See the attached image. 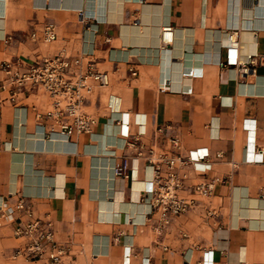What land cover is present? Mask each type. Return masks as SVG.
<instances>
[{
	"label": "crops",
	"instance_id": "1",
	"mask_svg": "<svg viewBox=\"0 0 264 264\" xmlns=\"http://www.w3.org/2000/svg\"><path fill=\"white\" fill-rule=\"evenodd\" d=\"M49 22L54 41L30 37ZM58 52L109 84L79 105L90 133L69 138L44 116L42 88L0 91V204L22 196L71 264H264V0H0V63ZM171 136L182 156L204 157L178 166L194 205L164 225L147 215L146 157ZM118 162L125 176L113 175ZM210 178L209 196L193 191ZM19 217L0 219V264H51L14 256L26 243L13 235Z\"/></svg>",
	"mask_w": 264,
	"mask_h": 264
},
{
	"label": "built area",
	"instance_id": "2",
	"mask_svg": "<svg viewBox=\"0 0 264 264\" xmlns=\"http://www.w3.org/2000/svg\"><path fill=\"white\" fill-rule=\"evenodd\" d=\"M172 36V27L163 26L161 29V40L164 44L167 34ZM31 38H41L49 43L56 39L55 25L51 22L45 24L41 35L34 33ZM249 64L254 60L249 57ZM78 63V59H75ZM72 61L63 52L33 61L22 68L19 60H5L0 63V70L6 75L0 80V91L8 87L11 99L21 92L42 88L52 98L51 107L44 113L47 118H53L59 124L58 133L69 138L72 133H90L93 120L80 112L79 105L84 98L91 93L93 85L106 86L109 84V75L105 71L94 70L88 66L84 72L74 74L71 71ZM250 67L240 65L242 73H246ZM132 75L135 70L130 69ZM144 134L143 130L137 135ZM137 139L129 142L130 147H135ZM165 150L159 152L155 158L146 157L147 163L153 168L154 175L151 185L146 190V200L149 205L150 217L157 214L162 224H167L171 218L188 211L194 205V199L184 198L179 195L183 187V178L177 173L179 165L185 161L197 162L204 155L190 151L186 156L179 152L180 144L177 137L168 138ZM142 156L139 149L136 153ZM154 152L150 151V155ZM208 167V166H206ZM114 176H125V164L120 162L113 166ZM218 181V178H210L193 186V191L202 196H209ZM17 212H21L25 219L17 218L13 228L15 237L26 238L22 247H17L14 256L20 255L27 260L46 259L51 264H71L65 257L67 250L58 244L53 238L52 222L35 217L25 199L19 197L13 206L0 204V219L9 220Z\"/></svg>",
	"mask_w": 264,
	"mask_h": 264
},
{
	"label": "bare ground",
	"instance_id": "3",
	"mask_svg": "<svg viewBox=\"0 0 264 264\" xmlns=\"http://www.w3.org/2000/svg\"><path fill=\"white\" fill-rule=\"evenodd\" d=\"M168 40H172V36L169 33L166 36V41H168Z\"/></svg>",
	"mask_w": 264,
	"mask_h": 264
}]
</instances>
